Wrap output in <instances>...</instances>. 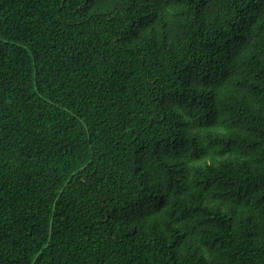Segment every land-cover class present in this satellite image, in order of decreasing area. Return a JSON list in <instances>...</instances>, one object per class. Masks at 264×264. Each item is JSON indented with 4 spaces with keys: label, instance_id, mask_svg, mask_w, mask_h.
<instances>
[{
    "label": "trees",
    "instance_id": "obj_1",
    "mask_svg": "<svg viewBox=\"0 0 264 264\" xmlns=\"http://www.w3.org/2000/svg\"><path fill=\"white\" fill-rule=\"evenodd\" d=\"M0 264H264V0H0Z\"/></svg>",
    "mask_w": 264,
    "mask_h": 264
}]
</instances>
